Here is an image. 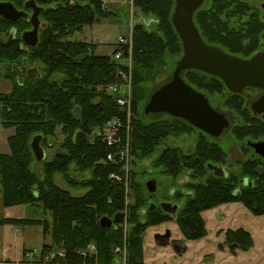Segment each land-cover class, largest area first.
Here are the masks:
<instances>
[{
	"label": "trees",
	"instance_id": "trees-1",
	"mask_svg": "<svg viewBox=\"0 0 264 264\" xmlns=\"http://www.w3.org/2000/svg\"><path fill=\"white\" fill-rule=\"evenodd\" d=\"M28 1L0 0L12 2L17 9L31 14L32 10L26 8ZM34 1L43 11L38 43L29 49L22 36L32 29L30 18L13 23L0 16V64L6 65L5 77L13 84L10 92H0V119L5 128H14L9 137L10 152L0 154V204L5 208L25 205L40 209L42 216L0 217V226L41 225L44 236L50 235L52 239L50 245L44 244V252L53 247L64 248L65 262L70 264L94 262L78 254L94 242L98 263L112 264L115 262L113 249L124 242L125 218L111 227H102L100 221L104 217L114 219L129 205L127 221L131 228L126 237L129 264H144L143 234L150 226L170 221L174 216L160 206L151 210L153 195L145 197L146 186L135 168L144 170L146 165L161 169L175 183L189 173L191 181L183 185L189 192L183 193L182 189L177 193L178 201L184 200V204L175 213L188 239L204 236L206 229L201 213L224 203L242 202L254 214H264V169L256 173L247 162L243 175L253 177L255 182L242 187L236 195L237 182L209 174L208 163L220 162L223 151L205 133L200 131L193 152L185 153L167 142L195 130L190 123L169 115L156 121H146L141 116L140 103L146 99L148 84L154 82L159 68L165 66L167 55L184 52L172 22L176 0H133L138 12L154 17L156 28L136 23L132 51L129 43H116L109 55L98 54L94 43L70 38L108 17L103 0ZM211 2L209 8L197 10L194 16L204 39L234 55L244 58L256 55L264 38V17L243 0ZM120 51L125 61L133 55L131 154L134 167L129 203H126L124 185L111 177L114 173L123 174L121 166L103 161L112 149L101 138H90L94 128L103 126L113 116L126 117V112L106 91L107 86L121 81L118 70L128 68L113 58ZM14 66L22 71V84ZM29 69L38 70L37 76L31 78ZM184 79L206 95L226 90L221 78L201 70H186ZM58 131L66 135L61 146L64 151L59 150L53 159L40 162V173L35 170L38 162L31 143L41 135V146L49 147V138ZM263 134L264 121L246 116L243 136L257 138ZM163 144L164 149L156 155ZM145 173H140L142 179L148 176ZM59 176L66 187L59 183ZM228 237L234 247L244 251L254 245L250 233L244 229L232 231Z\"/></svg>",
	"mask_w": 264,
	"mask_h": 264
},
{
	"label": "rangeland",
	"instance_id": "rangeland-1",
	"mask_svg": "<svg viewBox=\"0 0 264 264\" xmlns=\"http://www.w3.org/2000/svg\"><path fill=\"white\" fill-rule=\"evenodd\" d=\"M104 7L107 9V18H101L99 22H95L92 25L85 27L83 32L76 33L70 38L73 40H83L96 44L97 53L102 55L112 54L118 43L120 37H131V46L133 49V30L134 25L138 22L145 23L147 28L154 29V17L141 14L134 6L133 0H103ZM249 3L264 17V0H243ZM211 0H204L199 9H207L211 6ZM198 9V10H199ZM258 52H264V38ZM183 54L179 55H167L166 64L160 67L158 74L154 82L148 84V91L146 99L140 103V109L142 111L141 116L146 121H156L168 116L163 113H146L145 106L150 100L151 95L159 89L161 86L169 82L174 74L179 61L183 57ZM133 57V55H132ZM133 61V58H132ZM133 66V62H129ZM6 65L0 64V92H10L12 90V81L8 80L6 75ZM185 71L182 73L184 78ZM219 98H214V102L217 103ZM132 116V108H131ZM235 122V120L233 121ZM245 122V121H244ZM95 128L90 134V138L94 139L93 134ZM201 130H191L190 133H185L176 142V147H179L185 153H192L194 149H190V145L193 146L197 138L201 135ZM229 131L228 133H230ZM14 133V128H5L1 124L0 119V154L9 153V137ZM204 133V132H203ZM66 135L61 131H58L53 138H49L48 146H45L47 154L46 159L51 160L57 151H64L61 146L65 142ZM169 139L167 145L174 142ZM186 139V140H185ZM217 142H222L223 147L231 150V159L236 160L238 155H241V146H235L239 144V140L230 133L226 139H217ZM246 143V138L244 139ZM165 147V144L161 145L156 152L158 155ZM143 166V165H141ZM138 171V176L141 178V182L147 187L148 179L156 178L158 182V190L155 196H152V201L157 204H162V201L168 200L171 192L178 188V184L162 174V170L153 168L146 165L144 170L139 167H135ZM133 169V168H132ZM129 170V178L131 179V171ZM147 173L148 176H144L143 179L140 173ZM145 173V174H146ZM58 181L64 187L67 186L60 176ZM131 191V189L129 190ZM78 194V192H75ZM149 191L146 192L145 197H149ZM164 197V198H163ZM126 203L131 201L132 196H128ZM174 206L181 208L184 204V200L177 201L175 199ZM42 216V211L36 208H29L25 205H18L9 208H5L0 204V217L10 218H37ZM201 217L206 229V234L199 239H188L181 230L178 223V215L174 214L170 221L163 222L159 225L150 226L143 234L144 244V264H264V214H254L245 204L242 202H229L221 204L212 209L203 211ZM125 238L122 244L123 252L119 254V251L113 252L114 263L120 264L124 261L129 264V249L126 237L128 235L130 224L127 221L123 223ZM244 229L248 231L253 239L254 245L249 250H241L233 246L228 237L230 232ZM167 234L169 237L164 238ZM160 235V238H158ZM50 235L44 236L41 225L16 227L13 224H4L0 226V259L4 260V264H36L29 262L26 257L25 248H36L39 252L43 253L44 244H51ZM57 248V247H56ZM55 247L48 249L52 250ZM84 264H90L85 261Z\"/></svg>",
	"mask_w": 264,
	"mask_h": 264
},
{
	"label": "water",
	"instance_id": "water-1",
	"mask_svg": "<svg viewBox=\"0 0 264 264\" xmlns=\"http://www.w3.org/2000/svg\"><path fill=\"white\" fill-rule=\"evenodd\" d=\"M204 0H176L172 22L183 44V57L176 67L172 79L157 89L145 106L146 113H167L174 117L182 118L193 126L213 136H219L228 126L227 118L217 112L210 104L208 97L188 84L182 77L186 70L197 69L210 75L221 78L228 89L240 93L247 87L264 89V54H256L250 58L234 55L221 47L209 44L201 34L195 23V13ZM26 8L31 9L29 14L25 10L17 9L12 2H0V16L16 23L22 18H30L32 29L23 33L26 49L37 45L41 25L40 15L43 11L34 0L26 2ZM16 31L13 30L12 37ZM14 71L23 83L22 71L14 66ZM38 70L29 69L28 75L36 77ZM256 112H264V96L254 105ZM42 136L34 137L31 147L38 164L35 170L42 172L40 162L46 159L47 154L41 146ZM257 151L264 155V143L253 144ZM218 175H224V170L213 167ZM181 184L183 181L180 182ZM247 184V181L242 183ZM157 181L147 183L148 191H156ZM163 203L162 207L167 212H175L178 206L170 207ZM157 206L154 204L151 210ZM124 213L118 214L114 219L104 217L101 219L102 227H111L120 222ZM168 238L167 234L164 238ZM160 238V235H158Z\"/></svg>",
	"mask_w": 264,
	"mask_h": 264
},
{
	"label": "flooded vegetation",
	"instance_id": "flooded-vegetation-1",
	"mask_svg": "<svg viewBox=\"0 0 264 264\" xmlns=\"http://www.w3.org/2000/svg\"><path fill=\"white\" fill-rule=\"evenodd\" d=\"M257 54H264V52H257ZM224 82V81H223ZM226 85V84H225ZM206 95V94H205ZM209 99V102L211 106L220 114L224 115L227 120L229 121V126L219 135V136H213L207 132H204L203 130L191 125L195 129H199L202 132H204L207 135V138L210 140L212 143H216L219 147H221L223 151V156L218 163H213L209 162L208 163V170L209 174L211 176L215 177H222L226 180L231 181V183H238V186L236 190L234 191L236 195H239L242 191V187L244 186H252L253 183L255 182L254 178L251 176H244L243 175V170H244V165L249 162L253 171L256 173H260L262 169H264V155L261 154L259 151L256 150V148L253 146V144L256 143H264V134L260 135L257 138L254 137H244L243 136V128L245 127V117H250L253 120L263 122L264 121V112H256L254 109L253 105L260 100L264 96V89L259 88V87H247L245 88L242 92L240 93H234L231 92L228 87L226 86V90L221 93V94H216V95H206ZM214 98H219L220 101L217 103L214 102ZM169 116H172L167 113H163ZM174 117V116H172ZM178 118V117H177ZM182 119V118H180ZM184 120V119H183ZM235 120V122H233ZM186 121V120H185ZM188 122V121H187ZM189 123V122H188ZM236 138V140L240 141L239 144H236L235 146H241V155L237 156L236 160L231 159V150L227 149L226 147H223L222 142H217V139H226L230 133ZM246 138V143L244 144V139ZM174 142L170 143L172 146H176V141L178 139H172ZM186 140V139H185ZM190 149H193V146L190 145ZM134 163V161H132ZM146 165V164H145ZM219 167L220 169L224 170V175H218L216 171L213 169V167ZM150 180H156V178H151L148 179V182ZM157 181V180H156ZM183 181L181 184L180 182ZM191 178L189 173L185 174L182 176L176 183L173 181V183L178 184V188L173 190L171 192L170 197L172 200L168 197V200L162 201L163 203L170 204V207H174L175 199H177V193L179 191H182L183 193H188L189 191L183 188V185L186 183L190 182ZM244 181H247L246 185H243L242 183ZM147 182V183H148ZM147 191L148 188L146 187ZM158 190V182H157V187L156 191ZM155 192L150 193V195L155 196ZM164 198V197H163ZM151 201V207L155 204L157 207H162V204H157ZM129 203V202H128ZM178 204H176L177 206ZM127 209L125 210L127 217L129 216V205H127ZM156 207V208H157ZM155 208V209H156ZM163 208V207H162ZM179 207L175 212H168V213H173L175 214L177 211H179ZM163 210H165L163 208ZM166 211V210H165ZM167 212V211H166ZM125 214V215H126Z\"/></svg>",
	"mask_w": 264,
	"mask_h": 264
},
{
	"label": "built area",
	"instance_id": "built-area-1",
	"mask_svg": "<svg viewBox=\"0 0 264 264\" xmlns=\"http://www.w3.org/2000/svg\"><path fill=\"white\" fill-rule=\"evenodd\" d=\"M132 41L131 37H120L118 44H130ZM132 51V46H131ZM132 53V52H131ZM113 58L117 61L124 62L125 65L128 66L126 69H119L118 76L121 77V81L119 83L111 84L107 86L106 91L108 94L112 95L115 102L123 111L126 112V117H122L120 115L113 116L110 120H108L103 126L96 127L93 134H95L94 138H101L103 143H105L109 148L112 149L106 158H104L105 163H112L118 166H121L123 170V174L114 173L111 177L122 183L126 188L127 197L130 193V178H129V170L133 168L132 164V124H131V108H132V98H133V90H132V65L129 62H132V56L129 60L125 61L122 52H118L113 56ZM128 199V198H126ZM128 203V202H127ZM127 209V208H126ZM128 217L126 214L125 221H127ZM128 222V221H127ZM123 246H117L113 249V252L119 251V254L122 251ZM78 254L82 256L85 260L92 259L94 262L90 264H99L98 259V248L96 243L91 242L86 248L80 249ZM26 257L29 261L36 264H65V259L67 257V252L64 248H55L49 250L45 253L42 251L37 252V250H30L26 253ZM116 263V262H115ZM117 264H120L118 261ZM121 264H126V262H122Z\"/></svg>",
	"mask_w": 264,
	"mask_h": 264
},
{
	"label": "crops",
	"instance_id": "crops-1",
	"mask_svg": "<svg viewBox=\"0 0 264 264\" xmlns=\"http://www.w3.org/2000/svg\"><path fill=\"white\" fill-rule=\"evenodd\" d=\"M16 227H19V228H21V226H16ZM29 250H37L36 248H33V249H27V251H29ZM25 251H26V248H25ZM37 252H39L38 250H37ZM29 261V260H28ZM29 262H31V261H29ZM84 263H85V261H84ZM83 263V264H84ZM0 264H4V260H1L0 259ZM66 264H70V263H66Z\"/></svg>",
	"mask_w": 264,
	"mask_h": 264
}]
</instances>
